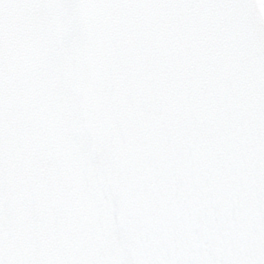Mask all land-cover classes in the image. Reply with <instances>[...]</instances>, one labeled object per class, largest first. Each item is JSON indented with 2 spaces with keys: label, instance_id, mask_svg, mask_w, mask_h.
<instances>
[{
  "label": "snow or ice",
  "instance_id": "6c2138e0",
  "mask_svg": "<svg viewBox=\"0 0 264 264\" xmlns=\"http://www.w3.org/2000/svg\"><path fill=\"white\" fill-rule=\"evenodd\" d=\"M0 264H264V0H0Z\"/></svg>",
  "mask_w": 264,
  "mask_h": 264
}]
</instances>
